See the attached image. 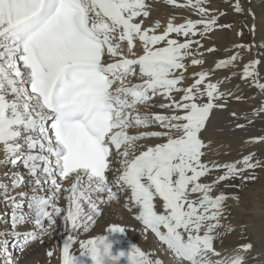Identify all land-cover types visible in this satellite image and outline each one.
<instances>
[{
  "label": "snow or ice",
  "instance_id": "obj_1",
  "mask_svg": "<svg viewBox=\"0 0 264 264\" xmlns=\"http://www.w3.org/2000/svg\"><path fill=\"white\" fill-rule=\"evenodd\" d=\"M207 4L186 0L178 7L198 18L148 25L146 0H0V168L6 169L0 172V204L6 208L0 213V264H19L8 250L9 237L23 254L51 236L58 220L67 232L60 264H81L74 253L90 257L93 246L107 238L79 237L121 197L122 207L166 246L175 264H244L250 242L230 252L214 246L231 228L222 223L227 194L213 191L229 180L254 181L264 159L250 152L232 162L205 161L208 144L201 134L213 111L239 119L228 104L244 99L242 92L224 89L223 81L210 76L236 69L253 49L256 55L242 63L239 75L261 99L243 119L248 125L264 119V75L258 70L264 42L234 43L232 54L204 69L205 54L217 49L202 41L232 27L220 22L226 13ZM230 7L245 12L242 0ZM247 15L255 19L251 8ZM250 31L255 36L254 22ZM189 62L201 70L185 84ZM246 143H264V135ZM62 192L64 208L58 204ZM26 224L32 228L21 231ZM106 229L125 227L111 223ZM46 254L52 257L53 251ZM127 259L161 264L138 246Z\"/></svg>",
  "mask_w": 264,
  "mask_h": 264
},
{
  "label": "bare ground",
  "instance_id": "obj_2",
  "mask_svg": "<svg viewBox=\"0 0 264 264\" xmlns=\"http://www.w3.org/2000/svg\"><path fill=\"white\" fill-rule=\"evenodd\" d=\"M232 0H208L210 10L222 11V6L227 8V14L221 17V23H228L232 27L226 30H215L210 34L209 38L202 41L205 48L215 47L217 51L213 54H205L206 64L204 69H214V61L226 58L234 51L232 45L234 43H253L259 45L264 42V0H242V6L245 9L243 14L235 13L230 3ZM186 3V0H177V5H169L166 0H146L149 6L150 19H146V23L151 25L157 20L161 25L166 24L169 18H174V22L180 23L185 17L198 18L192 10L178 7V5ZM251 8L255 13V19L247 15V9ZM256 24L255 36L250 31L252 23ZM247 25V27H245ZM240 33V35H238ZM174 36V34H173ZM198 38V37H197ZM139 52L140 49L138 48ZM256 49L252 53L243 54V59L236 69H218L214 70V74L210 76L213 82L218 79L223 81L221 87L235 91L239 89L244 99L240 101L232 100L228 104L229 110H235L239 119L230 117L229 111H213L211 118L207 122L206 130L202 132V138L208 144L203 157L205 161H216L218 163L232 162L240 159L243 155L253 153L256 158L264 159V143H246L251 137L264 135V119L256 118L251 125L243 119V115L249 113L252 108L258 106L260 95L258 89L250 87L241 81L239 68L242 63L247 62L256 55ZM201 70V66H191L189 62L188 74L189 79L185 84L191 83V73ZM258 70L264 75V64L258 66ZM237 74L232 76V72ZM229 77L228 80H224ZM264 82V81H262ZM160 111L159 109H153ZM244 123L245 127L236 129L235 124L230 122ZM155 139H148L147 144H154ZM6 169L0 168V172ZM23 171V168H20ZM205 178L206 182H210L214 175ZM248 173L245 172V175ZM256 179L247 183L241 180H229L222 182L219 189L213 191V195L223 191L227 194L225 201V216L222 220L223 224H227L231 231H224L221 238L214 242L217 250L230 252L232 249L238 248L240 244L250 242L252 248L245 253L244 264H264V169L256 170ZM111 178L112 173H108ZM239 185V189L237 188ZM69 183L65 182V187ZM239 195V199H234L233 195ZM65 193H61L58 201L62 208L67 206L64 199ZM123 197L119 202H113L103 208V214L97 219V223L90 229L88 234H81L79 238H88L93 235L103 234L106 236V242L110 243V250L113 256H117L114 264H128L127 253L133 246H138L145 251L151 259L160 260L161 264H175L173 254L168 252L166 246L160 243L157 238L149 232H144L142 225L134 219L133 214L122 207ZM158 210H161L159 201H156ZM6 208L0 204V213H4ZM111 223L120 224L125 227L123 232H108L106 226ZM5 225L0 223V231ZM31 225H24L21 231L30 230ZM223 231V230H222ZM67 235L63 227L62 221H57L56 231L49 237L44 238V242H34L29 249L23 254L19 251L9 237L8 250L14 260L18 259L19 264H60L59 248L64 242ZM52 250L53 256L48 257L47 251ZM73 251L78 252V242L73 246ZM125 255H118V253ZM81 261V264H91V259L87 255L74 253Z\"/></svg>",
  "mask_w": 264,
  "mask_h": 264
},
{
  "label": "clouds",
  "instance_id": "obj_3",
  "mask_svg": "<svg viewBox=\"0 0 264 264\" xmlns=\"http://www.w3.org/2000/svg\"><path fill=\"white\" fill-rule=\"evenodd\" d=\"M92 264H114L110 250V243L98 241L90 253Z\"/></svg>",
  "mask_w": 264,
  "mask_h": 264
},
{
  "label": "rangeland",
  "instance_id": "obj_4",
  "mask_svg": "<svg viewBox=\"0 0 264 264\" xmlns=\"http://www.w3.org/2000/svg\"><path fill=\"white\" fill-rule=\"evenodd\" d=\"M223 10L225 11V13L227 14V8L225 6H222Z\"/></svg>",
  "mask_w": 264,
  "mask_h": 264
}]
</instances>
